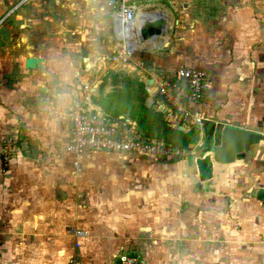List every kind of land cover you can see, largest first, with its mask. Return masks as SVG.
Segmentation results:
<instances>
[{"label": "rangeland", "instance_id": "1", "mask_svg": "<svg viewBox=\"0 0 264 264\" xmlns=\"http://www.w3.org/2000/svg\"><path fill=\"white\" fill-rule=\"evenodd\" d=\"M20 1L0 0V67L3 72L7 61L10 70H17L19 74L23 73L21 67L26 57L44 59V72H41V68L25 70L26 74L22 75L24 81L40 85L35 88L74 90L70 99L77 95L75 101H78L80 95H87V89L95 94L97 86L105 79L104 76L100 78L101 81L94 79L102 69L121 71V66H124L127 70L137 62L136 56L127 63L111 62L109 59L122 43L116 39L111 16L105 13L101 0H70L66 6L64 0H26L18 6L19 9H14ZM180 1H185V22L191 27H176L177 14L168 7L169 18L173 22L164 35L169 47L177 48L167 57L187 55L191 59H200L199 62L193 61L190 67L198 64V68H201L203 65V69H209L214 74L218 89L223 84L228 95L231 90L238 93L234 96L240 103L230 100L229 105L242 109V113L248 114L251 107L260 106V102L264 101V71L260 73L257 68L264 70V62L258 64L256 56L257 46L263 40L260 39L261 31L258 33L256 29L258 0ZM11 11H14L13 14H10ZM209 18L214 21H208ZM179 38L182 40H177ZM167 45L160 47L155 54L166 52ZM194 50L196 53H192ZM98 57L106 58L99 68L98 62H94ZM142 62L144 69L145 66L156 71L164 69L150 65L148 61ZM34 72L37 74H31ZM80 76L86 78V84L80 83ZM9 77L8 87L14 89L15 86L10 84L17 83L13 78L14 73ZM66 80L68 82H63ZM138 99L140 95L134 94L129 96L127 103L137 106ZM147 99L148 94L143 101L145 106ZM99 100L102 101L99 104L104 115L110 116L111 110H115L113 114L125 115L123 110L115 107L119 100L113 103L105 96ZM203 117L211 119L206 115ZM161 119L174 130L162 116ZM190 130L195 131V136L185 147L176 143L174 138L170 141L196 151L204 143L205 136L198 144L199 128L192 126ZM178 131L186 133L185 130ZM67 162L64 164L68 165ZM63 167L67 171L64 175L69 177L72 169ZM177 171L175 163H158L152 158L105 153L85 155L80 172L72 173V182L68 183L71 189L67 194L58 187L62 183L57 182L55 195L61 208L71 213V210L73 212L79 207L93 221H97V212L93 207L96 198L104 199L102 202L112 210L120 202L132 198L147 203L145 211L152 223L144 224L136 236L128 237L125 229L120 230L128 237L123 243L115 234L85 230V242L80 248L74 246L78 249L66 255V264H118L117 258L124 255V251L132 252L141 264H250L256 255L263 253L261 223L256 224L245 217V224L239 219L238 209L225 199L201 206L193 197H186L190 201L188 205L182 198L186 192L180 190L186 179L183 173ZM159 179L168 190L155 196L157 183L158 189L163 187ZM86 200L93 201L92 206ZM246 211L248 213V209ZM251 212L258 217L261 215L256 209ZM103 219H113V214ZM247 234L252 239L245 243ZM103 242H106L105 246H102Z\"/></svg>", "mask_w": 264, "mask_h": 264}, {"label": "crops", "instance_id": "2", "mask_svg": "<svg viewBox=\"0 0 264 264\" xmlns=\"http://www.w3.org/2000/svg\"><path fill=\"white\" fill-rule=\"evenodd\" d=\"M24 1L26 0H21L14 9H19L18 6ZM69 1L64 0V5L66 6ZM85 1L89 2L90 0ZM101 2L105 13L110 15V12L104 6V0H101ZM184 2L180 0H159L150 3L151 5L146 6L144 9L145 11H159L166 23L170 22L167 26L168 29V27H171V22H173V19L169 18L167 10L168 7H171L173 12L177 14V18H175L176 27L185 29V25L191 26L185 22L187 17L184 16L186 9H184ZM258 2L255 14L257 19L256 29L258 33L261 31L262 36L260 39H263L257 46L256 56L259 64L260 61L264 62V0H258ZM13 12L11 11L10 14H13ZM212 18H209L208 21L213 22L214 19L212 20ZM163 35L151 43L156 47L148 49L142 43V48L133 55V57H137L135 58L138 59V62L142 63L141 69L135 63L127 70L123 68L124 66H121V71L109 72L102 69L94 79L101 81L100 78L103 76L105 79L101 81L102 83L99 82L101 85L97 86L95 94H93V90L89 93L91 89H87V95H80L78 101L102 112L99 98L120 89L119 84L110 83L109 78L115 74L136 78L143 83L144 89V81L147 79V75H153L156 70L152 66H150L152 69H148L146 66L144 69L142 60L148 61L150 65L162 67L163 70H172L179 66L190 67L193 61L199 62L200 59H191L187 55L174 58L167 57L177 47H169L167 36ZM177 40H182V38ZM166 44H168L166 52L155 54L160 47L162 48ZM192 53H196V51L194 50ZM192 55H194L193 57L196 56V54ZM102 58L105 57L94 59V62L99 64L97 68L104 65L106 58L104 62H101L100 59ZM24 60L21 67L23 73L18 74L17 70L12 72L8 66V61L5 62L6 65L4 64V72L0 67V151L2 139L9 136L15 138L17 147V156L11 158L7 168L2 171L0 166V264H66V255L72 254L83 245L86 240L85 230L88 231L89 229L95 232L102 230L110 235L115 234V237L117 236L121 243L124 242L125 238L138 235V230H142L144 224L150 225L152 223V219L147 217L148 214L145 211L147 203L145 202L130 198L125 202H120L116 206L117 208L112 210L102 202L104 199L101 200L98 197L93 205L97 212V221H93L81 208L79 210V207L75 208L73 212L71 210V213L65 208H61V203H58L55 191L57 182L62 183L58 187L64 190L66 194L71 189L68 183L71 184L73 174L71 172L69 177L65 176L64 174L67 171L64 170L63 166L72 169L70 165L72 157L63 151V147L68 139L69 105L76 100L77 95L70 99V94L71 92L73 94L74 90L70 91L67 88L55 89L54 87L35 88L36 85H40H33L24 81L25 77H22V75L26 74L25 70H29L24 68ZM41 60V72H44V59ZM195 65V68L200 66ZM195 65L193 64L192 67ZM202 66L199 68L203 69ZM206 70L212 74V81L195 109L201 116L206 115L211 119L204 120L202 129L197 127L200 130L198 144L201 143L204 136L205 140L208 143L210 142L211 130L217 124L240 129L259 128L264 131V101L260 102V106L251 107L248 114L242 113V109L229 105L230 100L237 101L238 98L234 95L239 94L231 90V94L228 95L225 86L222 87L223 84L218 89L219 84L214 83V74L209 69ZM131 71L133 73H130ZM257 71L261 73L264 70L257 68ZM11 73H14L13 78L17 82L15 85H13L14 82L10 83L11 86H15L14 89H10L7 83L8 78H11L9 77ZM83 78L80 76V80H82L80 83L84 85L86 84V78ZM63 82H68V80ZM40 88L43 90L38 91ZM251 93L253 94V91ZM237 102L240 103V100ZM217 107L220 108L215 111ZM253 109L256 112L252 113ZM116 116L125 115L118 113ZM56 148H58V151ZM93 153L131 155L89 152L82 155L80 159L81 166L84 156ZM66 161H68V165L64 164ZM155 161L158 163L166 162L170 165L175 163L177 172L183 173L184 167L178 164L182 160ZM183 176L186 179L184 173ZM159 181L163 185L161 179ZM166 190L168 188L166 189L164 185L161 189H158L157 183L155 196L159 193H165ZM180 190L186 192V195L182 198L188 205H190V201L186 197H193L197 204L201 206L212 204L217 200L225 199L229 201L240 212L238 216L242 222L246 224L245 217H247L256 224L261 223L263 231L260 233V238L262 237L264 242V142L252 146L243 157H237L236 163L219 172L215 176L214 182L205 185H194L186 180L185 185H182ZM85 202L90 203L91 206L93 204V201L86 200ZM252 209L259 210L260 217L255 212L252 213ZM112 214L113 219H103ZM71 229L82 232V236L75 237L69 232ZM123 229L127 231L125 233L129 234L128 237L127 234H123L124 231H120ZM251 239L252 236L247 234L244 241L247 243ZM103 245L105 246L106 242H103ZM74 246H78V248H74ZM262 250L263 253L256 255V258L252 259L250 264H264V246ZM122 254L134 257L132 252L124 251Z\"/></svg>", "mask_w": 264, "mask_h": 264}, {"label": "built area", "instance_id": "3", "mask_svg": "<svg viewBox=\"0 0 264 264\" xmlns=\"http://www.w3.org/2000/svg\"><path fill=\"white\" fill-rule=\"evenodd\" d=\"M159 0H104V6L110 12L113 32L119 48L109 58L111 62L127 63L142 46L138 34V22L153 11H145V7ZM157 12V11H155ZM159 14H161L158 11ZM163 16V15H162ZM133 48L126 45L128 41ZM101 62L105 58L100 59ZM142 68L141 62L135 63ZM142 71V70H141ZM212 74L206 69L179 66L172 70L156 71L147 75L151 79L148 94L149 105L159 113L166 124L176 130L187 132L190 127H201L204 117L195 109L201 101L209 84ZM68 139L63 151L71 155L72 173L81 170L80 159L89 152L123 153L152 158L162 161H181L193 149L182 148L172 144L143 137L136 123L125 116L110 117L102 112L78 101L69 105ZM15 138L12 136L2 139L0 151L1 170H5L12 157H16ZM72 235L82 236V232L69 231ZM118 264H141L135 257L120 255Z\"/></svg>", "mask_w": 264, "mask_h": 264}, {"label": "water", "instance_id": "4", "mask_svg": "<svg viewBox=\"0 0 264 264\" xmlns=\"http://www.w3.org/2000/svg\"><path fill=\"white\" fill-rule=\"evenodd\" d=\"M138 34L142 42L156 41L167 30L164 17L158 12L151 13L138 22ZM41 59L27 57L24 68H41ZM152 80L144 81V90L148 92ZM40 91L43 89L40 88ZM149 107V103H146ZM181 130V127H178ZM210 142L207 140L196 150L191 151L180 163L184 167L186 180L196 185H205L215 181V176L223 169L236 163L237 157H243L250 148L264 142V131L259 128H234L215 125ZM207 141V142H206Z\"/></svg>", "mask_w": 264, "mask_h": 264}, {"label": "trees", "instance_id": "5", "mask_svg": "<svg viewBox=\"0 0 264 264\" xmlns=\"http://www.w3.org/2000/svg\"><path fill=\"white\" fill-rule=\"evenodd\" d=\"M109 79L110 83L119 84L120 89L106 94L105 98H110L113 103H115V100H119V102L115 104L116 106H114L123 110L125 116L136 123L138 131L143 136H148L156 140L160 139L165 143L175 146H177L175 142H179L182 147H185L195 136V131L189 130L186 133H181L176 129H170L162 121L159 113H157L152 107H146L143 104V101L147 96V93L143 89V83L138 81L136 78L115 74ZM134 94L140 95L137 106H135L134 103H131L130 105L127 103L129 96L132 97ZM101 102L102 101H100V103ZM111 111V117H116V114H113L115 110ZM173 138L175 142L172 143L170 140Z\"/></svg>", "mask_w": 264, "mask_h": 264}, {"label": "bare ground", "instance_id": "6", "mask_svg": "<svg viewBox=\"0 0 264 264\" xmlns=\"http://www.w3.org/2000/svg\"><path fill=\"white\" fill-rule=\"evenodd\" d=\"M169 24H170V22H168V23H166V25L167 26H169ZM169 28V27H168ZM127 38H128V41L126 42V45L128 46V47H130V48H133L134 46H133V44L129 41V36H127ZM152 42H154V41H151V42H145L144 43V46H146V48H148V49H152V48H154V47H156V46H154V45H152L151 43ZM140 47H142V46H137V48H140ZM149 92V91H148ZM263 131V130H262Z\"/></svg>", "mask_w": 264, "mask_h": 264}]
</instances>
